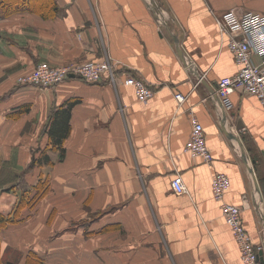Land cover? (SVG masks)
Listing matches in <instances>:
<instances>
[{
	"label": "crops",
	"instance_id": "crops-1",
	"mask_svg": "<svg viewBox=\"0 0 264 264\" xmlns=\"http://www.w3.org/2000/svg\"><path fill=\"white\" fill-rule=\"evenodd\" d=\"M150 1L28 0L0 14L1 264H243L225 203L243 205L247 231L264 243V109L234 91V110L222 113L216 92L240 69L217 17L263 11L264 0ZM106 58L154 95L140 101L133 86L105 80L19 81L42 61ZM74 99L63 153L47 128ZM193 116L210 162L186 149ZM216 172L231 181L219 200ZM178 173L186 193L172 186Z\"/></svg>",
	"mask_w": 264,
	"mask_h": 264
},
{
	"label": "built area",
	"instance_id": "built-area-1",
	"mask_svg": "<svg viewBox=\"0 0 264 264\" xmlns=\"http://www.w3.org/2000/svg\"><path fill=\"white\" fill-rule=\"evenodd\" d=\"M148 2L152 5L150 0ZM160 17L161 14L158 13V20L162 23ZM217 22L220 32L227 38L230 51L240 65L236 74L224 76L218 82L216 92L220 99V111L227 114L234 110L231 99L234 91L256 96L264 109V10L240 13L235 8H231L218 16ZM120 70L122 69L118 63L108 58L87 60L61 67L42 61L29 74L21 76L19 81L54 87L72 78H80L90 83L105 80L111 84L121 82L134 86L140 101H147L154 95L155 88L144 78L123 71L120 73ZM175 97L178 103H182L186 95L176 92ZM240 130L245 132L247 129L243 126ZM186 149L194 157H200L205 162H210L213 158L206 143L204 127L195 116L192 118V130ZM230 184L227 174L216 172L212 179L214 197L218 200L222 199ZM172 186L178 194L187 192V187L179 173L173 178ZM221 210L240 247L243 264H264L260 259L264 243H256L247 231L242 216L243 205L225 203Z\"/></svg>",
	"mask_w": 264,
	"mask_h": 264
},
{
	"label": "trees",
	"instance_id": "trees-1",
	"mask_svg": "<svg viewBox=\"0 0 264 264\" xmlns=\"http://www.w3.org/2000/svg\"><path fill=\"white\" fill-rule=\"evenodd\" d=\"M28 0H15L10 2L9 4L3 6L9 11L11 8L18 9L24 3L26 4ZM76 103V99L69 100L66 104L62 105L61 107L52 110L50 115V124L49 128H47V132L49 134L50 142L52 145L61 147L62 152L64 153L63 143L65 138L68 136L70 132V113L71 109ZM46 160H49L47 157ZM40 161L39 159L33 160ZM0 220L4 221L5 218L0 215Z\"/></svg>",
	"mask_w": 264,
	"mask_h": 264
},
{
	"label": "water",
	"instance_id": "water-1",
	"mask_svg": "<svg viewBox=\"0 0 264 264\" xmlns=\"http://www.w3.org/2000/svg\"><path fill=\"white\" fill-rule=\"evenodd\" d=\"M175 43H176V48H177V53L178 56L180 57V59L182 60V62L184 63V65H186L188 68H190V71L192 72V74L194 76H196L197 78L202 79L201 75L199 72L192 70V65L194 64L192 59L187 55V53L181 48L180 46V40L178 39V37H175ZM202 81V80H201ZM226 121V114H223V122ZM245 154V152H244ZM255 160H252V164H254ZM250 171L252 173L253 179H254V183L256 186V189L258 191H260V186L258 183V179L254 170V166H250ZM260 259L261 261L264 262V250L260 252Z\"/></svg>",
	"mask_w": 264,
	"mask_h": 264
},
{
	"label": "rangeland",
	"instance_id": "rangeland-1",
	"mask_svg": "<svg viewBox=\"0 0 264 264\" xmlns=\"http://www.w3.org/2000/svg\"><path fill=\"white\" fill-rule=\"evenodd\" d=\"M15 1V0H0V14L3 12H6V8H2L3 6L9 4L10 2ZM82 62V61H80ZM78 62H74V63H69V64H65V65H52V66H57V67H61V66H69V65H74L77 64ZM1 264V263H0Z\"/></svg>",
	"mask_w": 264,
	"mask_h": 264
},
{
	"label": "bare ground",
	"instance_id": "bare-ground-1",
	"mask_svg": "<svg viewBox=\"0 0 264 264\" xmlns=\"http://www.w3.org/2000/svg\"><path fill=\"white\" fill-rule=\"evenodd\" d=\"M125 84V83H124ZM127 85V84H126ZM130 86H132V85H130ZM134 87V86H133ZM134 89H135V87H134ZM138 98V97H137Z\"/></svg>",
	"mask_w": 264,
	"mask_h": 264
}]
</instances>
